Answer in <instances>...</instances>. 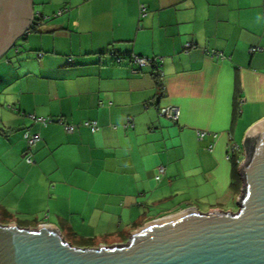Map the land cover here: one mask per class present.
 Segmentation results:
<instances>
[{
    "label": "crops",
    "instance_id": "0c3cea01",
    "mask_svg": "<svg viewBox=\"0 0 264 264\" xmlns=\"http://www.w3.org/2000/svg\"><path fill=\"white\" fill-rule=\"evenodd\" d=\"M32 2L35 29L0 58V219L98 247L190 210L236 212L228 145L245 159L246 136L264 121V0ZM133 55L160 59L162 79ZM167 106L178 122L160 116ZM27 128L42 138L32 165Z\"/></svg>",
    "mask_w": 264,
    "mask_h": 264
},
{
    "label": "water",
    "instance_id": "95a60500",
    "mask_svg": "<svg viewBox=\"0 0 264 264\" xmlns=\"http://www.w3.org/2000/svg\"><path fill=\"white\" fill-rule=\"evenodd\" d=\"M32 0H0V58L34 26ZM236 212L190 210L125 244L78 247L49 225L0 223V264H264V121L244 141Z\"/></svg>",
    "mask_w": 264,
    "mask_h": 264
},
{
    "label": "built area",
    "instance_id": "2783aa9c",
    "mask_svg": "<svg viewBox=\"0 0 264 264\" xmlns=\"http://www.w3.org/2000/svg\"><path fill=\"white\" fill-rule=\"evenodd\" d=\"M66 11H67V9H62V10L58 11L55 16L62 15ZM145 16H147L146 7L144 5H141L140 6V17L144 18ZM195 47L196 46H194L193 43L188 42L185 45V50L189 51L190 49H193ZM259 51H261V48L259 46H255V47H252L250 49V52L252 54L259 52ZM39 55L41 56L43 54H39ZM211 55L218 56L222 59L225 58L223 53L211 52ZM121 61H122L121 58L116 59L117 63H120ZM131 61L134 64H136L138 69H141L143 67H149V68L156 67L155 72H156L157 76L159 77V79L160 80L162 79L163 71L161 70V66H160L161 60L160 59H152V58H146V57H142V56L133 55ZM135 72H138V70L136 69ZM159 114H160V116L165 117L168 120H171L173 122H178L179 117H180V109L177 106H167V107L160 108ZM29 118L33 122H37L44 127H47L51 123L57 122V123L61 124L65 128V130L69 133L72 132L76 127V125L66 122V120L64 118H61V117L56 118V119H52V118H47V117H37L35 115H29ZM82 126L88 128L91 131V133H93V134L99 132L101 129V127L98 125V123L96 121H86L82 124ZM128 126H133L132 122H129V124H127V127ZM2 132H3V130L0 127V133H2ZM207 134L208 133L204 132V131L198 132V137L200 140H202L206 137ZM23 138L26 142V153H27L26 154V162H27V164L32 165L35 163V159H34L32 150L38 144V142L41 141L42 138H41V135L39 133H33L29 130V128L24 130ZM212 150H213V146H211L209 148V151H212ZM239 151H240V148L237 144H229L228 145L227 158L229 160H232L233 158H235L236 153H238ZM245 159H240V158L236 159V162L239 165V168H240L241 163ZM165 172H166V168L162 165L159 166L157 168V173L155 176L156 180H158V181L161 180V178L165 175Z\"/></svg>",
    "mask_w": 264,
    "mask_h": 264
},
{
    "label": "trees",
    "instance_id": "16d2710c",
    "mask_svg": "<svg viewBox=\"0 0 264 264\" xmlns=\"http://www.w3.org/2000/svg\"><path fill=\"white\" fill-rule=\"evenodd\" d=\"M66 9V8H65ZM57 14V12L54 14V16ZM36 27V23L34 24V26L31 28V30L35 29ZM121 58L120 56H114V60L116 61L117 58ZM122 59V58H121ZM132 59V56L130 57V60ZM152 70V74L154 75V77L159 80V77L157 76L156 74V67H152L151 68ZM158 85H160V81H158ZM161 86V85H160ZM240 96V94H239ZM232 164H233V176H232V183H231V186L233 188H241L242 187V178H241V175H240V171H239V165L237 164L236 162V158H233L232 159ZM3 221V220H2ZM0 223L1 224H7V222L3 221V223L1 222L0 220ZM65 239L67 241H69L72 245L74 246H78V247H92L93 244L92 242L89 240V239H79V240H76V241H71L69 239H67L65 237Z\"/></svg>",
    "mask_w": 264,
    "mask_h": 264
},
{
    "label": "rangeland",
    "instance_id": "374dc122",
    "mask_svg": "<svg viewBox=\"0 0 264 264\" xmlns=\"http://www.w3.org/2000/svg\"><path fill=\"white\" fill-rule=\"evenodd\" d=\"M20 40H21V39H19V41H20ZM0 95H1V92H0ZM0 107H1V104H0ZM234 210H235V211L238 210L237 206H235ZM0 220H1V222L3 223L2 219H0ZM68 242H69V241H68Z\"/></svg>",
    "mask_w": 264,
    "mask_h": 264
}]
</instances>
